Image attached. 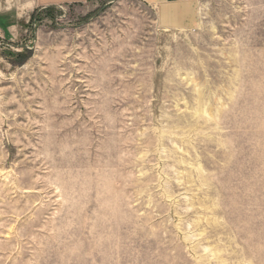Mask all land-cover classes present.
I'll return each mask as SVG.
<instances>
[{"label":"rangeland","instance_id":"obj_1","mask_svg":"<svg viewBox=\"0 0 264 264\" xmlns=\"http://www.w3.org/2000/svg\"><path fill=\"white\" fill-rule=\"evenodd\" d=\"M27 1L0 0V264H264V0L175 28Z\"/></svg>","mask_w":264,"mask_h":264},{"label":"crops","instance_id":"obj_2","mask_svg":"<svg viewBox=\"0 0 264 264\" xmlns=\"http://www.w3.org/2000/svg\"><path fill=\"white\" fill-rule=\"evenodd\" d=\"M89 0H28L27 8L31 12L30 19L40 10L48 8H60L65 5L75 3H85ZM143 2L154 6L158 9L160 23L170 28L180 27L183 25H198L200 23L198 4L200 0H142ZM20 17L16 14L5 13L4 27L12 30L20 25ZM6 23V24H5ZM3 25V24H1Z\"/></svg>","mask_w":264,"mask_h":264},{"label":"built area","instance_id":"obj_3","mask_svg":"<svg viewBox=\"0 0 264 264\" xmlns=\"http://www.w3.org/2000/svg\"><path fill=\"white\" fill-rule=\"evenodd\" d=\"M1 32H2V30H1V28H0V35H1Z\"/></svg>","mask_w":264,"mask_h":264},{"label":"trees","instance_id":"obj_4","mask_svg":"<svg viewBox=\"0 0 264 264\" xmlns=\"http://www.w3.org/2000/svg\"><path fill=\"white\" fill-rule=\"evenodd\" d=\"M35 15V14H34ZM33 18H34V16H33Z\"/></svg>","mask_w":264,"mask_h":264}]
</instances>
